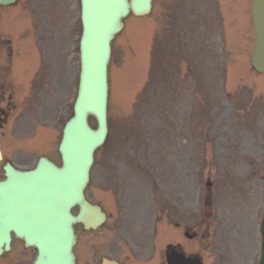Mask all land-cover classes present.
Instances as JSON below:
<instances>
[{
	"label": "rangeland",
	"instance_id": "1",
	"mask_svg": "<svg viewBox=\"0 0 264 264\" xmlns=\"http://www.w3.org/2000/svg\"><path fill=\"white\" fill-rule=\"evenodd\" d=\"M209 1L204 22L187 19L193 7L185 0H154L150 15L125 20L109 64V134L87 194L113 222L127 213L131 230L171 207L182 217L186 209L192 230L207 232L206 264H258L264 74L250 64L252 0L234 2L230 18L221 0ZM80 15V0L0 7L1 178L6 161L19 168L41 155L61 162L58 145L77 90ZM91 123L97 126L94 117ZM78 231L80 260L89 264L90 234ZM146 235L144 228L137 240L142 250ZM199 243H191L198 253ZM34 253L15 246L0 264H31Z\"/></svg>",
	"mask_w": 264,
	"mask_h": 264
},
{
	"label": "water",
	"instance_id": "2",
	"mask_svg": "<svg viewBox=\"0 0 264 264\" xmlns=\"http://www.w3.org/2000/svg\"><path fill=\"white\" fill-rule=\"evenodd\" d=\"M15 1L0 0V5ZM81 6L80 82L74 116L66 124L60 145L62 165L45 157L26 171L7 164V179L0 182V254L10 249L14 231L27 246L37 249L34 264H74V222L83 221L90 227L103 218L100 207L87 201L84 190L94 152L108 134L111 42L123 29V18L130 12L149 13L152 0H81ZM252 16L256 33L252 64L264 72V0H253ZM90 115L97 119L96 129L89 124ZM76 204L81 208L77 216L71 211ZM260 230L259 264H264V215Z\"/></svg>",
	"mask_w": 264,
	"mask_h": 264
},
{
	"label": "flooded vegetation",
	"instance_id": "3",
	"mask_svg": "<svg viewBox=\"0 0 264 264\" xmlns=\"http://www.w3.org/2000/svg\"><path fill=\"white\" fill-rule=\"evenodd\" d=\"M168 219L169 223H163L162 226H169L168 235L161 234V219ZM143 217H146L143 216ZM119 222H113L112 216H107L105 224L111 222L108 229L89 231V250L91 261L89 264H98L97 259L108 257L119 262V264H169L168 257L171 256V264L181 263L184 257H199L206 264L204 255L207 253V232L197 235V231L192 230L190 213L175 212L173 207L169 208L168 213H162V216L155 214L154 219H150L141 229L131 230V220L127 213L117 215ZM147 221V219H141ZM132 221V220H131ZM79 226V225H78ZM81 226V224H80ZM83 227V225H82ZM145 228L147 233L145 240L149 243L145 250H142V244L137 242L140 232ZM97 236L103 241V248H98L99 242ZM143 237V236H142ZM200 239V254L196 248H191V243ZM180 255L181 259L176 257ZM182 264V263H181Z\"/></svg>",
	"mask_w": 264,
	"mask_h": 264
}]
</instances>
